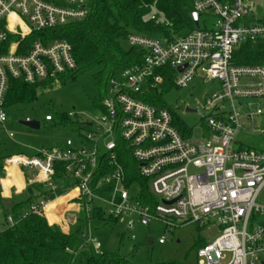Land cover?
<instances>
[{"label":"built area","instance_id":"built-area-1","mask_svg":"<svg viewBox=\"0 0 264 264\" xmlns=\"http://www.w3.org/2000/svg\"><path fill=\"white\" fill-rule=\"evenodd\" d=\"M254 1L193 0L200 29L180 37L129 35V47L144 50V59L111 79L102 113L85 122L92 126L80 142L67 139L64 146L34 157L5 160V170L19 169L21 176L26 175L21 170L31 171V183L54 189L59 164L72 182L65 195L32 205L21 221L46 216L58 200L76 199L89 214L96 210L116 220L137 218L144 226L165 225L160 245L181 225L218 226L220 235L199 249L198 264H264V151L235 149L237 134L244 128V109L254 108V103L242 102L264 101V66L234 63L240 44L264 39V21L251 14ZM89 4L90 0H0V130L6 131L12 81L51 87L77 69L71 45L50 33L85 20ZM34 36L39 40L33 41ZM181 68L185 69L180 72ZM158 70L174 72L178 88H187L197 76L205 84L219 82L220 89L204 105L206 140L185 138L169 110L143 100L147 87L155 89L164 82ZM261 115L257 105L248 117ZM45 121L54 118L46 116ZM126 154L148 183L149 194L128 178L122 162ZM6 224H16L12 215L6 216ZM88 243L101 253V243L90 232Z\"/></svg>","mask_w":264,"mask_h":264},{"label":"trees","instance_id":"trees-1","mask_svg":"<svg viewBox=\"0 0 264 264\" xmlns=\"http://www.w3.org/2000/svg\"><path fill=\"white\" fill-rule=\"evenodd\" d=\"M89 9L90 14L85 20L59 28L50 34L54 39L71 45L77 64L74 72L60 76L59 81H74L79 75L97 70L94 77L103 87L101 103L111 79L120 77L127 68L144 59V50L129 47V35L180 37L196 30L192 18L195 12L193 0H90ZM126 44L128 48L125 47ZM234 63L243 67L264 66V39L240 44L234 53ZM156 74L164 77V82L159 87H169L173 82L174 72L158 70ZM47 87V84L30 86L12 81L7 108L34 103L38 99V90ZM159 87H147L142 98L149 105L168 110L158 96ZM100 107L102 110L101 104ZM58 119L61 123H69L74 117L59 115ZM80 128L88 127L80 124ZM122 162L128 178L132 177L143 185L145 193L149 194L148 183L138 176L137 166L129 154L124 155ZM3 164L0 165L2 174ZM71 183L63 165L59 164L53 177L54 189L27 180L26 189L17 202H13L10 211L3 206L5 200L0 185V208L7 212L4 222L0 223V264H133L119 254L95 252L88 243L90 224L94 217L102 221L112 218L102 211L93 210L89 214L79 201L75 202L80 206V212L73 232L67 233L42 217L21 221L22 215L32 205L50 202L65 195L71 189ZM64 202V199L58 200L49 207L47 216L54 218L53 213L60 211ZM7 215H12L16 220L13 227L7 226Z\"/></svg>","mask_w":264,"mask_h":264},{"label":"rangeland","instance_id":"rangeland-1","mask_svg":"<svg viewBox=\"0 0 264 264\" xmlns=\"http://www.w3.org/2000/svg\"><path fill=\"white\" fill-rule=\"evenodd\" d=\"M250 5L253 7L251 14L255 20L264 21V0L254 1ZM38 37L34 36L32 40L37 41ZM125 47L128 48V45ZM96 72L97 70L79 75L74 81H59L51 87L39 89L38 99L34 103L9 108L6 131L0 130V165L12 156L24 155L31 158L40 151L62 147L67 139L80 142V137L90 131L88 128L81 129L80 124L91 122L102 113L100 104L103 87L94 77ZM219 89L218 81L205 84L197 76L187 88H178L173 82L169 87H159L158 96L165 108L171 111L180 133L192 142H201L207 139L209 133L208 113L204 109L206 99ZM249 103H254V108L244 109V128L237 134L235 149L264 151V101L246 100L242 105L247 106ZM257 105L263 110V115L254 116L251 120L248 116L255 111ZM186 108L198 109L199 114L187 113ZM59 115H74V119L69 123H61ZM46 116H52L54 121L46 122ZM27 118L39 121L41 130L34 131L19 124V121ZM9 134H13V138ZM3 170L4 174L0 173V185L1 181L7 179L16 181L17 173L13 169L5 170L3 164ZM21 171L23 174L32 173L29 170ZM18 172L21 175L19 169ZM76 201L78 200L72 199L70 202ZM6 214L1 207L0 223L4 222ZM53 214L54 218L51 219L47 215L40 217L50 224L60 226L67 233L75 231L79 214L67 208ZM132 221L134 225L131 227ZM165 231L163 224L144 226L137 218L118 221L107 218L102 221L94 217L90 224L91 236L102 245L101 254H119L133 264H198L199 249L214 242L220 235L218 226L207 229L186 224L173 229L167 235L166 243L160 245L158 240L165 235ZM149 238L154 239L152 246L146 245Z\"/></svg>","mask_w":264,"mask_h":264},{"label":"crops","instance_id":"crops-1","mask_svg":"<svg viewBox=\"0 0 264 264\" xmlns=\"http://www.w3.org/2000/svg\"><path fill=\"white\" fill-rule=\"evenodd\" d=\"M14 171L17 173L16 176H18V178L15 179L16 180L15 182H13L10 179H7L6 181H1L2 196L6 202H10L12 204L13 202H17L18 198L22 195V193L26 189V181L27 180L31 181L33 177L32 173L21 176L20 173L18 172V169L17 170L14 169ZM13 183H14V187H13ZM70 201L71 199H65V202L63 204V206L65 205V207L63 208L64 209L67 208L68 210L70 209L72 212H76L77 214H79L80 206L78 204L71 203ZM72 220H74V217L72 218Z\"/></svg>","mask_w":264,"mask_h":264},{"label":"water","instance_id":"water-1","mask_svg":"<svg viewBox=\"0 0 264 264\" xmlns=\"http://www.w3.org/2000/svg\"><path fill=\"white\" fill-rule=\"evenodd\" d=\"M192 18H193V21H194L196 29H200V24H199L200 15L197 14V13H194L192 15ZM184 69L185 68H181L180 72H182ZM186 112L187 113H193V114H199V110L198 109L186 108ZM19 124L24 126V127H26V128H29L31 130H34V131L41 130V123L39 121H37V120H33V119H30V118H27L25 120L19 121ZM84 125L87 126V127H91L92 126L91 123H85ZM3 206L5 207V209L7 211H10L11 208H12V203L5 201V202H3ZM153 242H154V239L153 238H149L146 245L147 246H152Z\"/></svg>","mask_w":264,"mask_h":264},{"label":"bare ground","instance_id":"bare-ground-1","mask_svg":"<svg viewBox=\"0 0 264 264\" xmlns=\"http://www.w3.org/2000/svg\"><path fill=\"white\" fill-rule=\"evenodd\" d=\"M13 170H14V169H13ZM56 202H57V201H56ZM56 202H54V203H56ZM54 203H53V204H54ZM53 204H51L49 207H51ZM49 207H48V208H49ZM48 208H47V209H48Z\"/></svg>","mask_w":264,"mask_h":264}]
</instances>
